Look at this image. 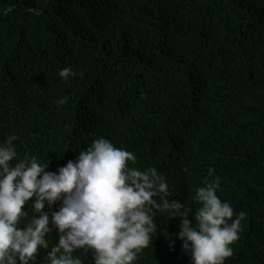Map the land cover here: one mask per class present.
I'll use <instances>...</instances> for the list:
<instances>
[{"label": "trees", "instance_id": "obj_1", "mask_svg": "<svg viewBox=\"0 0 264 264\" xmlns=\"http://www.w3.org/2000/svg\"><path fill=\"white\" fill-rule=\"evenodd\" d=\"M13 134L11 163L51 172L106 138L193 214L214 168L218 197L247 214L225 264H264V0H0V143ZM154 222L133 264H191L181 219Z\"/></svg>", "mask_w": 264, "mask_h": 264}, {"label": "clouds", "instance_id": "obj_2", "mask_svg": "<svg viewBox=\"0 0 264 264\" xmlns=\"http://www.w3.org/2000/svg\"><path fill=\"white\" fill-rule=\"evenodd\" d=\"M57 75L67 82L77 73L65 67ZM16 139L13 134L0 143V264H35L38 258L37 264H82L72 256L77 249L92 250L93 264H133L151 242L158 212L181 219L177 238L191 264H225L233 255L230 245L247 214H235L218 197L214 168L208 169L212 179L195 190L200 207L193 214L169 199L166 177L156 168L131 167L135 154L106 138L93 140L57 172L46 171L49 164L35 156L12 164Z\"/></svg>", "mask_w": 264, "mask_h": 264}]
</instances>
